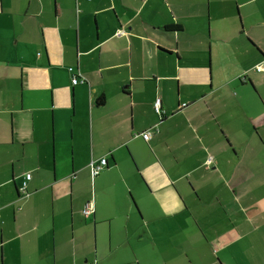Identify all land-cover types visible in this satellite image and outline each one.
I'll list each match as a JSON object with an SVG mask.
<instances>
[{
    "label": "crops",
    "instance_id": "crops-1",
    "mask_svg": "<svg viewBox=\"0 0 264 264\" xmlns=\"http://www.w3.org/2000/svg\"><path fill=\"white\" fill-rule=\"evenodd\" d=\"M237 2L0 0V264H84L99 227L139 264L154 223L189 264H264V0Z\"/></svg>",
    "mask_w": 264,
    "mask_h": 264
},
{
    "label": "rangeland",
    "instance_id": "rangeland-1",
    "mask_svg": "<svg viewBox=\"0 0 264 264\" xmlns=\"http://www.w3.org/2000/svg\"><path fill=\"white\" fill-rule=\"evenodd\" d=\"M212 1V5H218L220 8H225L227 3L230 4L231 1V5H235L238 4L237 0H211ZM238 7L240 8V6L238 5ZM234 10V17H235V21L237 22V32L238 31V27L239 24H241V21L239 19V13L237 12V14H235V8ZM219 13V12H217ZM213 15L214 18L217 16L216 11L213 10ZM241 16V15H240ZM241 20L243 22V19L241 17ZM214 27L216 25V22L213 21ZM191 24H189V28H190ZM214 51H216V47L214 45ZM139 220H141V216L139 214ZM139 221V223H140ZM194 224V221H193ZM162 226L164 225H160L158 223H154L152 224L150 227L152 228V232L151 230H148V232H150L151 234H153V236H155V243L153 244L152 240H149L150 242L147 244H145V239H141L140 237L142 236V232L139 230V237L137 239H135L133 242H131V245H134L136 247V253L138 254V258L140 259L141 263L139 264H189L191 263V260L193 261V254L192 252L189 250L188 251V255L186 254V252L184 253L183 250L180 248V246L178 244H180V241L182 243H184V237H179L178 235H175L176 237L182 238L183 240H180L179 238H175V242H173L172 240H170L171 236L168 237L166 235H164L167 231H171V230H167V225H165L163 228ZM194 226L196 227V230L198 231L197 226L194 224ZM142 229V228H139ZM153 229H156L157 231H154ZM98 250L96 249V245H94L93 250L90 247V250L88 252L89 257L84 260H82L84 262V264H112V262H110V260H102V255H104V249L103 246L101 244L103 240H107V236L106 233L104 234L102 231V227L98 228ZM96 228L94 230V226H92V235H93V241L94 243H96ZM116 235L118 234L119 231L115 230ZM199 232V231H198ZM159 233V234H158ZM172 234H174V232H171ZM191 234V236L189 235ZM200 234V233H199ZM173 237V236H172ZM115 238V237H114ZM192 239V242L194 243L196 241V239H198V234L195 230H191V233H188L186 236V239L188 240ZM141 240V241H140ZM188 244V242H187ZM147 246H150L149 249H146ZM203 248V247H202ZM97 250V251H96ZM99 253V256H98ZM117 254H121L120 251L117 252L115 255ZM80 255V254H79ZM98 257V260H97ZM107 257V255H106ZM206 257L209 258L210 260L213 259V254L210 251V249L208 248L207 252H206ZM130 260H132V263L129 264H138L136 262L135 258H131ZM87 261V262H86ZM100 261V263L98 262Z\"/></svg>",
    "mask_w": 264,
    "mask_h": 264
},
{
    "label": "built area",
    "instance_id": "built-area-1",
    "mask_svg": "<svg viewBox=\"0 0 264 264\" xmlns=\"http://www.w3.org/2000/svg\"><path fill=\"white\" fill-rule=\"evenodd\" d=\"M256 72H263L264 73V65H258L255 67L254 69ZM71 72H73L72 69H70ZM80 75L79 74H72V84L75 86L79 83H82L83 80L80 78ZM155 110L158 114H162V109H161V100L160 99H157L156 102H155ZM151 137V133L148 131L146 133L143 134V138L145 140H149ZM213 159L212 158H209V160L207 161V168H210L209 165H211ZM107 165V160L106 158H102L100 161L98 162H92L91 163V171H92V176L93 177H96L97 175L100 174V172L105 168V166ZM31 178V175L28 174L26 176V181L24 182L23 186L21 187V191L23 194H26L27 193V190H26V187H27V181L30 180ZM94 209H95V206H94V202L93 201H90L88 202L84 209H83V215L84 216H89L90 214L94 213Z\"/></svg>",
    "mask_w": 264,
    "mask_h": 264
},
{
    "label": "bare ground",
    "instance_id": "bare-ground-1",
    "mask_svg": "<svg viewBox=\"0 0 264 264\" xmlns=\"http://www.w3.org/2000/svg\"><path fill=\"white\" fill-rule=\"evenodd\" d=\"M154 109H155V106H154ZM161 109H162V108H161ZM155 111H156V110H155ZM156 113H157V112H156ZM157 114H158V113H157ZM162 114H163V111H162ZM162 114H159V115H162ZM149 132H150V131H149ZM150 133H151V132H150ZM146 141H148V140H146ZM100 160H101V159H100ZM100 160H99V161H100ZM106 160H107V159H106ZM107 164H108V161H107ZM106 166H107V165H106ZM106 166H105V167H106ZM91 172H92V171H91ZM100 173H101V172H100ZM93 178H94V177H93ZM94 206H95V204H94Z\"/></svg>",
    "mask_w": 264,
    "mask_h": 264
},
{
    "label": "trees",
    "instance_id": "trees-1",
    "mask_svg": "<svg viewBox=\"0 0 264 264\" xmlns=\"http://www.w3.org/2000/svg\"><path fill=\"white\" fill-rule=\"evenodd\" d=\"M107 165H108V164H107ZM106 167H107V166H106ZM106 167H105V168H106ZM105 168H104V169H105Z\"/></svg>",
    "mask_w": 264,
    "mask_h": 264
}]
</instances>
